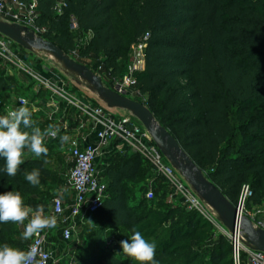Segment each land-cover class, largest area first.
I'll return each mask as SVG.
<instances>
[{"label":"trees","instance_id":"obj_1","mask_svg":"<svg viewBox=\"0 0 264 264\" xmlns=\"http://www.w3.org/2000/svg\"><path fill=\"white\" fill-rule=\"evenodd\" d=\"M23 1H36V24L45 40L68 56L77 52L79 59L101 60L102 72L113 77L124 73L132 46L148 33L145 67L135 74L134 87L145 97L138 102L233 205L246 185L247 209L264 200V0H138L131 8L123 0ZM82 33L92 38L77 49L75 34ZM10 89L17 94L21 85L0 68V95ZM6 106L0 100V115H6ZM32 120L42 131L53 125L33 112ZM55 145L62 147L61 140L45 138L46 157L25 150L15 177L7 176L0 158V194L18 191L24 206L35 211L43 205L46 214L53 194H44L40 184L31 186L24 172L38 168L40 183L50 180ZM141 176L146 181L136 192L129 185ZM101 177L105 202L79 229L68 264H139L123 255L118 242L129 239L133 229L155 242L158 264H233L227 237L216 235L214 226L180 199L170 202L165 179L139 154L112 152ZM150 190L152 199L146 197ZM17 224L0 223V246L15 245ZM82 236L90 241L80 250Z\"/></svg>","mask_w":264,"mask_h":264},{"label":"built area","instance_id":"obj_2","mask_svg":"<svg viewBox=\"0 0 264 264\" xmlns=\"http://www.w3.org/2000/svg\"><path fill=\"white\" fill-rule=\"evenodd\" d=\"M38 17V7L36 1L24 2L23 0H0V20L10 23H17L34 31L36 36L43 37L45 31L36 24ZM76 29L75 24L71 26ZM147 33L137 44L131 48L130 64L121 76H110L113 90L128 98L139 95L135 86V74L145 67V49L147 47ZM14 43L0 35V60L15 67H24V71L30 78L36 80L46 89L52 92L55 100L66 102L68 106L75 108L80 114L78 117V130L86 129L89 123L90 131L95 135L97 145L86 144L81 146L77 139H71L68 150V176L67 189L73 193L72 203L66 206L61 196L52 199L50 208L45 216H55L57 223L62 226L61 236L66 247L75 241L77 228L83 225L87 219L102 208L106 198V183L101 177L102 171L98 165V159L104 156L108 160L112 152L137 153L147 161L154 172L162 176L172 194L170 202L180 199L191 211H195L208 220L214 229H218L220 234L227 237L231 245V257L233 264H264V253L254 251L245 244L241 230H236L231 234L219 222L217 213L193 192L191 186L184 178L169 164L159 149L154 144L149 132L138 120L128 118H115L103 107L94 103H84L72 94L68 86L58 81L43 78L41 73L31 70L25 63L21 62L12 50ZM103 71V64L100 61L96 72ZM25 97H19L15 103L8 108L14 110L21 106ZM57 137V136H56ZM47 136L46 139H56ZM114 146V147H113ZM113 147V148H112ZM112 148V151H111ZM107 164V162H106ZM106 167V165H105ZM251 195L249 186H244L237 204L238 212L249 218L256 228L264 230V221L258 217L260 211L247 209L246 203ZM153 191L147 193V198L152 199ZM49 228L40 230L33 235V239L27 250L35 248L37 250L36 261L39 264H50L52 261L51 242L47 239L46 232ZM43 253V255H39ZM245 256V257H244ZM35 264V261H34Z\"/></svg>","mask_w":264,"mask_h":264},{"label":"water","instance_id":"obj_3","mask_svg":"<svg viewBox=\"0 0 264 264\" xmlns=\"http://www.w3.org/2000/svg\"><path fill=\"white\" fill-rule=\"evenodd\" d=\"M0 35L29 52L44 51L61 63L65 72L85 83L108 108L127 110L149 132L154 144L169 164L191 186L193 192L218 215L219 222L231 234L241 230L248 248L264 253V230L242 216L223 192L208 178L181 148L171 133L161 126L153 113L142 103L119 94L104 84L102 77L88 66L78 63L49 40L17 23L0 20Z\"/></svg>","mask_w":264,"mask_h":264},{"label":"clouds","instance_id":"obj_4","mask_svg":"<svg viewBox=\"0 0 264 264\" xmlns=\"http://www.w3.org/2000/svg\"><path fill=\"white\" fill-rule=\"evenodd\" d=\"M14 110H9L6 115H0V158L6 161L5 171L8 177H15L20 165L24 163L23 154L27 150L36 157L42 154L46 157L48 148L44 146L45 137L55 138L57 131L52 125L42 131L39 127L33 126L32 112L26 106L27 101ZM61 143L68 140V136L60 137ZM48 161L45 159L44 164ZM40 169L32 171L25 170L24 177L31 186L40 184ZM43 205L37 206L33 212L30 207L23 204L21 193L18 191H9L0 194V223L18 222L23 224L26 219H31L23 231V239L29 240L34 234L45 228H55L57 218L55 216H45ZM124 255L132 258L139 264H158L154 259L156 252L155 242L146 240L140 231L133 229V234L127 240L121 242ZM38 253L35 248L29 250H20L13 248L8 244L0 246V264H39L36 261ZM43 255V253H39Z\"/></svg>","mask_w":264,"mask_h":264},{"label":"rangeland","instance_id":"obj_5","mask_svg":"<svg viewBox=\"0 0 264 264\" xmlns=\"http://www.w3.org/2000/svg\"><path fill=\"white\" fill-rule=\"evenodd\" d=\"M137 3H138V0H123V6L125 8H131L134 5H137ZM75 38H76V43H77V49H79L80 47L84 46L85 44H87L90 41V39L92 38V33L75 34ZM39 54H40V56L35 55L32 58H33V61L37 62L38 65L41 64L40 66L42 68H41V70H39V73L41 72V75L43 76V78L48 79V80L51 79V80L55 81L53 76L55 74H58L61 79H63L67 83L72 84L71 86H73L75 93H77L79 96H83L84 98H89L90 100H94L98 105L103 107L113 117L119 118V117H122L124 115L126 116L129 114V112L127 110H124V109L108 108L102 101L99 100V98L97 99L94 95H90V93L87 92L85 89H83L81 86L72 82L71 81L72 79H70V77H68L64 73L63 70H59L58 69L59 67L60 68H63V67H62L61 63H59L58 61H56L53 58L52 55H50L49 53H44L43 51H40ZM69 56L71 58H73L75 61H79L81 63L91 65L94 69L97 68V65L100 64V61H101V60L95 59V58H93V59H79L77 52H71V53H69ZM130 56H131V53H130ZM126 70H127V68H126ZM99 74L101 75L104 83L107 86H109V88L114 87L113 86L114 83L112 82L110 75H107L105 72H101ZM71 76H74V75H71ZM74 78H77V77L74 76ZM63 80H62V82H63ZM76 80H79V79H76ZM42 87H43V90L46 91V89H44L45 86L43 85ZM33 94L34 93L27 92V91L18 92L17 94L9 93V94L3 95V96L0 95V100H5V102H8V101L10 102V101H12L13 96L14 97L24 96L25 98L27 97V98H29V100H31V98L33 97L32 96ZM40 94L43 95L42 96L43 98H44V95H46L44 91H43V93H40ZM43 98H41V96H40V100L38 102H34L32 104V106H35V107L42 106L41 101ZM44 99L47 100L46 97ZM132 99H134L135 101H140V102L144 101L139 96H134ZM117 112H120V113H117ZM133 119H134V117H133ZM46 140H51V139H46ZM63 150L64 149H62L61 146L58 147V145H55V147L52 151L53 153H51V154H53V158L49 164V168L52 171L53 177L48 181H42L40 183L41 191L44 192V194H46V192H48L50 195L53 194V198L60 195V191L63 190L64 187H66V183H67V176H68L67 154H68V151H63ZM146 163L148 166H150V164L147 161H146ZM145 181H146V179L143 176H141L139 178V182L137 184H133V185H129V186L134 188V190L136 192H139L140 187H142V185L144 184ZM47 190H50V191H47ZM146 197H147V195H146ZM156 199H158V196L156 197ZM189 211H191V210H189ZM251 211H260V213L258 214V217L261 219L263 218V213L261 212L262 210L251 209ZM31 215L32 214L30 213L29 218L26 219L23 224H21V223L17 224V231L12 236L13 240L15 241V245H11V247L17 248L20 250H25L26 247L32 241L33 237L30 238L29 240L23 239V231H24L25 226L27 225V223L31 219ZM44 215H46V214H44ZM97 225L98 224L93 223L91 225V227L97 226ZM95 228H97V227H95ZM61 231H62V226L59 223L56 224L55 228H51V229H48L46 231V232H49L47 234V239L49 240L50 238H54V240H55L54 243L50 245V247L52 248V261L50 264H68V262L70 260L71 254L70 255H68V254L70 253V247H72V245H70L68 247H66V245H64V243L62 242ZM215 232L217 235V234H220L221 231H219L218 229H215ZM122 235H126V234L124 232H122ZM75 240H77V234H75ZM105 240H110L109 235L106 234ZM89 241H90L89 238L82 236V238L80 239V244H79L80 250H81V248H84L85 246H87ZM118 242H119V244H121L120 239ZM208 251H209V248L204 249L205 255H207ZM124 256H126V255H124Z\"/></svg>","mask_w":264,"mask_h":264},{"label":"crops","instance_id":"obj_6","mask_svg":"<svg viewBox=\"0 0 264 264\" xmlns=\"http://www.w3.org/2000/svg\"><path fill=\"white\" fill-rule=\"evenodd\" d=\"M12 50L14 51V53L17 55L18 59L21 62L25 63L31 70H35L36 72L39 73V70H41V68H42L40 66L41 64L38 65L37 62L33 61L32 57L35 55L40 56V54H39L40 51L29 52V51H26L25 49L21 48L20 46H18L16 44H13ZM44 53H47V52H44ZM129 63H130V55H129ZM0 68L4 71L6 77L15 79L18 82V84L21 85V92L27 91V92L34 93L32 96L37 95L38 97H36V100L34 102H38L40 100V96H41V98H43L42 97L43 95L40 93H43V91L45 92L46 95H44V98L46 97L47 100H45L44 98L42 99V101H41L42 106H39V107L32 106V104L34 102L30 103L29 98L26 97V99L30 103L29 107L31 109V112H33L37 116L44 115L46 118H48V120L53 121V125H52L53 129L58 130L56 139L60 140L61 136H64V135L68 136V140L66 142L62 143L61 148L64 149L63 151L69 150V142L71 139H77L81 146H84L86 144L97 145L96 137L90 131L88 122L86 124V129L78 130V124H79L78 117H79L80 113L75 108L68 106L66 102H63L60 100H55L53 98V94L51 91L47 90L46 88H44V89H46V91L43 90V87L40 83H38L36 80L30 78L24 71H22V70H27V69H25L24 67H15V66L7 64L6 62H3V61H1ZM58 69L64 71L63 68L59 67ZM64 73L68 77H70V79H72L71 80L72 82L81 86L83 89H85L87 92H89L90 95H94L98 99L97 95L90 90V88H89V86H87V84L78 83L76 80L77 78H74V76H71L72 74H69L65 71H64ZM53 77L56 81L59 82V85L61 86V82L63 79H61L58 74H55ZM63 82H64V84H66V86H68L70 94H72L78 100H80L84 103L97 104L94 100H90L89 98H84L83 96H79L77 93H75L73 86H71L72 84L67 83L64 80H63ZM9 93H14V89L8 90L5 94H2V96L7 95ZM137 96H139V95H137ZM19 97H24V96H17V97L13 96L12 101L7 102L6 111L8 110V108H10L15 103L16 99ZM140 98H142V100L145 101V97H140ZM117 113H120V112H117ZM119 118H128L130 120H134L133 116L130 112L128 115H126V116L124 115V116L119 117ZM112 148H111V151H112ZM116 152H119L120 154H122L121 151H116ZM67 161H68V154H67ZM106 162H107V160L104 159V156H101L98 159V165H100L101 171H104L105 165H107ZM67 165H68V162H67ZM66 189H67V183H66V187H64L63 190L60 191L59 196H61L63 198L66 206H70L72 203L73 193L66 190ZM251 209L262 210L261 211L263 213L262 220L264 221V200L258 205H253L251 207ZM81 227H82V225H80L77 228V233L79 232V229ZM62 242H63V240H62ZM53 243L54 242H51V244H53Z\"/></svg>","mask_w":264,"mask_h":264}]
</instances>
